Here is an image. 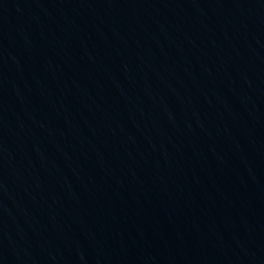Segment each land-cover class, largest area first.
I'll return each instance as SVG.
<instances>
[{
  "label": "water",
  "instance_id": "obj_1",
  "mask_svg": "<svg viewBox=\"0 0 264 264\" xmlns=\"http://www.w3.org/2000/svg\"><path fill=\"white\" fill-rule=\"evenodd\" d=\"M243 152L264 212V0H204Z\"/></svg>",
  "mask_w": 264,
  "mask_h": 264
}]
</instances>
